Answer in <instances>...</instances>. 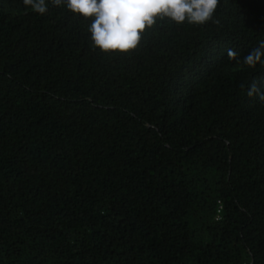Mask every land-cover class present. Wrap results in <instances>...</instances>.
<instances>
[{
	"label": "trees",
	"instance_id": "trees-1",
	"mask_svg": "<svg viewBox=\"0 0 264 264\" xmlns=\"http://www.w3.org/2000/svg\"><path fill=\"white\" fill-rule=\"evenodd\" d=\"M47 3L0 0V264H264V0L111 56Z\"/></svg>",
	"mask_w": 264,
	"mask_h": 264
},
{
	"label": "clouds",
	"instance_id": "clouds-1",
	"mask_svg": "<svg viewBox=\"0 0 264 264\" xmlns=\"http://www.w3.org/2000/svg\"><path fill=\"white\" fill-rule=\"evenodd\" d=\"M22 2L41 16L48 12L47 0ZM51 4L55 7L66 5L72 13L90 20L88 31L92 45L109 56L136 50L142 33L156 25L158 20L168 19L176 25L219 23L214 20L219 0H51ZM227 58L255 69L257 64H264V41L242 60L239 53L231 48L227 50ZM247 96H258L264 102V92L256 81L248 86Z\"/></svg>",
	"mask_w": 264,
	"mask_h": 264
}]
</instances>
